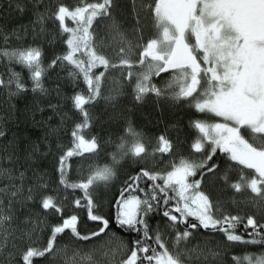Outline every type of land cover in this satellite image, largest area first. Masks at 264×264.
Instances as JSON below:
<instances>
[{"label":"snow or ice","instance_id":"obj_1","mask_svg":"<svg viewBox=\"0 0 264 264\" xmlns=\"http://www.w3.org/2000/svg\"><path fill=\"white\" fill-rule=\"evenodd\" d=\"M0 106V264H264V0H0Z\"/></svg>","mask_w":264,"mask_h":264},{"label":"trees","instance_id":"obj_2","mask_svg":"<svg viewBox=\"0 0 264 264\" xmlns=\"http://www.w3.org/2000/svg\"><path fill=\"white\" fill-rule=\"evenodd\" d=\"M13 103H15V101H13ZM0 117H3L4 119H7V116H6L2 106H0ZM21 126H23V125H21ZM252 250L255 251V249H252Z\"/></svg>","mask_w":264,"mask_h":264},{"label":"rangeland","instance_id":"obj_3","mask_svg":"<svg viewBox=\"0 0 264 264\" xmlns=\"http://www.w3.org/2000/svg\"><path fill=\"white\" fill-rule=\"evenodd\" d=\"M97 243H98V244H103L104 242L101 241V242H97ZM69 256H71V253H69ZM98 256H99V258H100L102 261L105 259V257H104V255H103V252H102V251L98 253ZM77 258H79V257H77Z\"/></svg>","mask_w":264,"mask_h":264}]
</instances>
